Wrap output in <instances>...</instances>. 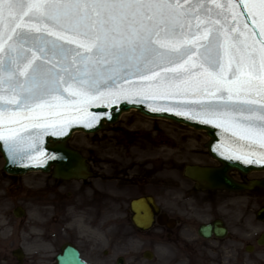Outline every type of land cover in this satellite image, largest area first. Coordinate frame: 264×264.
Instances as JSON below:
<instances>
[{
    "label": "snow or ice",
    "instance_id": "snow-or-ice-1",
    "mask_svg": "<svg viewBox=\"0 0 264 264\" xmlns=\"http://www.w3.org/2000/svg\"><path fill=\"white\" fill-rule=\"evenodd\" d=\"M136 99L198 105L150 106L230 134L226 159L264 164V0H0V140L91 127L89 107Z\"/></svg>",
    "mask_w": 264,
    "mask_h": 264
},
{
    "label": "flooded vegetation",
    "instance_id": "flooded-vegetation-1",
    "mask_svg": "<svg viewBox=\"0 0 264 264\" xmlns=\"http://www.w3.org/2000/svg\"><path fill=\"white\" fill-rule=\"evenodd\" d=\"M91 166L97 175L90 180L61 181L50 175L39 176L25 183L24 195L18 198L10 193L20 188L14 178L0 185V236L11 243L24 239L28 248L40 253L33 260L46 261L64 242L76 244L82 236V243L88 245L94 232L101 235L112 224L126 226L132 198L151 195L156 199L160 189L168 187L173 199L170 204L177 208L194 190L185 180H176L175 166L168 184L160 180V165L147 160L131 163L125 159L92 158ZM17 201L25 204L24 217L18 223L12 214ZM10 257L8 251L0 253V261H9Z\"/></svg>",
    "mask_w": 264,
    "mask_h": 264
},
{
    "label": "rangeland",
    "instance_id": "rangeland-1",
    "mask_svg": "<svg viewBox=\"0 0 264 264\" xmlns=\"http://www.w3.org/2000/svg\"><path fill=\"white\" fill-rule=\"evenodd\" d=\"M127 116L126 118H128ZM158 121V120H155ZM122 122V119L121 121ZM123 123V122H122ZM196 133V132H194ZM196 138L199 141V150L197 153L189 152L187 158L195 160H202L207 163H213L211 159L206 156L205 150L202 148V145L205 141V137L202 133L195 134ZM88 138V139H87ZM88 136H83L77 134L71 140L72 144L81 146L86 145L89 142ZM160 140L156 141V145H159ZM166 150L156 152V154L165 153L163 157L169 156L170 149L172 145L177 149L176 154H179L182 149H189L187 143H175L169 142ZM186 145V146H183ZM157 148V147H155ZM200 154V155H197ZM142 157H152L145 156ZM190 155V156H189ZM192 156V157H191ZM160 157L161 159H164ZM178 159H182V156H178ZM2 165V160L0 158V167ZM1 172V171H0ZM262 173H252L250 177H259ZM237 194H229L223 199H220L226 202L224 199H228L230 205L235 209L238 208V213L234 215H229L225 213L224 218L227 224L229 225L230 235L228 238L221 240L219 242L215 241H204L197 238L196 227L197 221L194 222L192 228L188 231L178 228L172 234V238L163 240L159 244L151 243L154 239V232L151 233H137L132 230L126 231V238L122 239L121 242L117 243L115 247V241H112L113 250L117 251L119 255H122L125 260V264H200L197 256L200 255H209L210 264H264V250L256 248L253 254H246L244 247L247 244H254V238L256 234L262 230V227L259 226L253 215L251 213L247 214L248 208L251 205L250 199L238 198ZM255 195V206L256 201H264V191H257L253 193ZM245 201V202H244ZM244 202V203H243ZM242 203V204H241ZM148 249L153 252V257L150 261H146L142 258L141 254L143 250ZM237 251V253H236ZM253 261V263H250ZM24 264H53V263H43L28 261ZM95 264H115L114 258L110 261L104 262L103 260H95Z\"/></svg>",
    "mask_w": 264,
    "mask_h": 264
},
{
    "label": "water",
    "instance_id": "water-1",
    "mask_svg": "<svg viewBox=\"0 0 264 264\" xmlns=\"http://www.w3.org/2000/svg\"><path fill=\"white\" fill-rule=\"evenodd\" d=\"M159 107H173L179 106L181 110H198V105L196 104H182L179 99H170V100H142L136 99L132 102L121 100L116 104L108 105L105 107H96L91 106L88 108L89 112L98 114L101 118L98 122L94 123L93 126L88 127L85 123H74L66 127L65 134L62 135H51L44 134L41 129L29 128L28 131L22 132L23 140L20 141L15 146L6 144L3 140H0V151L3 153L4 158L6 159L5 169L13 173H23L29 169L42 168L52 162H66L63 163V166L67 168V171L71 173H76L75 170H72V163H67L68 160L79 159L77 155L73 152L65 149L64 142L69 134L76 128H82L89 131H94L101 127V123L106 120L113 122L116 120L118 114L121 111L127 110L131 107H136L139 111L143 113H148L152 115L162 116L168 119H171L177 123L185 122L188 125H191L198 129H205L207 135L210 136V141L207 144L212 155L220 159L224 167L218 173H212L211 171H204L203 173H198L194 171V168H187L186 173L188 176L195 179H206L207 181H216L218 180L224 186H232L237 188L236 185L228 181L226 172L230 168H235L242 173H246L251 169H264V164L261 163H244L235 159H226L221 152L225 147H235L232 142L230 134L222 133V130L218 127L209 124L199 123L196 120L191 119L190 117H185L182 115H177L172 111H153L151 106ZM22 123H28V121H22ZM35 137L34 146L31 138ZM50 140L52 142H50ZM43 152L44 156H39V153ZM30 157H36V159H30ZM55 157V158H53ZM52 160V161H51ZM227 180V181H226ZM258 184L264 185V179L257 181ZM75 264H80L76 262Z\"/></svg>",
    "mask_w": 264,
    "mask_h": 264
},
{
    "label": "bare ground",
    "instance_id": "bare-ground-1",
    "mask_svg": "<svg viewBox=\"0 0 264 264\" xmlns=\"http://www.w3.org/2000/svg\"><path fill=\"white\" fill-rule=\"evenodd\" d=\"M131 110H133V111H131V112H129V113H131V117H136V116H139V117H141V119H143V118H146V116H144V115H141V114H139V113H137V111L134 109V108H132ZM128 113V114H129ZM139 124H141V125H143L144 127H148V123L147 122H142V121H139L138 122ZM80 133V132H79ZM78 132H76V133H74V134H79ZM151 140V142H153V140L152 139H150ZM166 141H167V139H162L161 140V145H160V147H158V149H156L157 151H164V150H166V146L165 145H163L164 143H166ZM178 141H180V139L178 140ZM143 149H144V147H143ZM207 163V162H206Z\"/></svg>",
    "mask_w": 264,
    "mask_h": 264
}]
</instances>
